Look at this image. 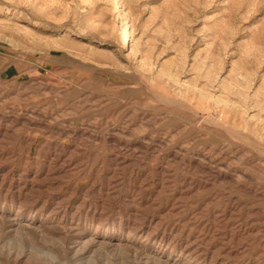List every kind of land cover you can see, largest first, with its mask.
<instances>
[{"label":"rangeland","instance_id":"374dc122","mask_svg":"<svg viewBox=\"0 0 264 264\" xmlns=\"http://www.w3.org/2000/svg\"><path fill=\"white\" fill-rule=\"evenodd\" d=\"M0 264H264V0H0Z\"/></svg>","mask_w":264,"mask_h":264}]
</instances>
